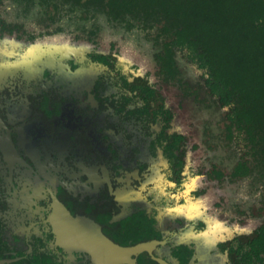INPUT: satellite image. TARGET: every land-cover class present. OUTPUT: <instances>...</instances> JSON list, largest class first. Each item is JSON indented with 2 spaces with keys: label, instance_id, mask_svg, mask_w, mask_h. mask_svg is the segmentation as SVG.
Segmentation results:
<instances>
[{
  "label": "flooded vegetation",
  "instance_id": "1",
  "mask_svg": "<svg viewBox=\"0 0 264 264\" xmlns=\"http://www.w3.org/2000/svg\"><path fill=\"white\" fill-rule=\"evenodd\" d=\"M62 2L141 30L156 48V79L109 52L36 44L59 32ZM40 14L39 32L0 16V264H225L182 234L203 220L188 212L187 137L164 87L201 91L222 108L223 135L238 152L230 179L264 181V163L228 119L231 104L210 90L207 70L185 49L167 54L170 38L155 22L74 0H44ZM178 55L195 82L179 79ZM218 248L226 264H264V220L249 239Z\"/></svg>",
  "mask_w": 264,
  "mask_h": 264
},
{
  "label": "rangeland",
  "instance_id": "2",
  "mask_svg": "<svg viewBox=\"0 0 264 264\" xmlns=\"http://www.w3.org/2000/svg\"><path fill=\"white\" fill-rule=\"evenodd\" d=\"M43 1L0 0V16L26 30L39 32L46 23L40 21ZM60 8L59 22L52 25L59 32L36 44L75 45L74 50L93 48L109 52L135 74L147 76L152 82L156 79V48L137 27L111 20L100 10L85 12L70 2H62ZM177 64L179 79L195 82L194 67L179 55ZM163 94L175 114L176 129L187 137L184 172L190 165L193 173L186 185V193L191 190L193 194L187 204L188 212L194 221L203 220L202 228L189 226L182 234L197 241L201 256L226 264L227 255L220 254L218 243L233 238L247 240L264 220V181L257 177L238 180L228 177L238 152L223 135L220 106L210 102L201 91L195 96H183L175 85L165 86ZM213 169L222 173L220 180L212 173Z\"/></svg>",
  "mask_w": 264,
  "mask_h": 264
},
{
  "label": "trees",
  "instance_id": "3",
  "mask_svg": "<svg viewBox=\"0 0 264 264\" xmlns=\"http://www.w3.org/2000/svg\"><path fill=\"white\" fill-rule=\"evenodd\" d=\"M74 1L158 24L166 53L185 49L207 70L210 90L231 104L228 119L264 163V0Z\"/></svg>",
  "mask_w": 264,
  "mask_h": 264
}]
</instances>
